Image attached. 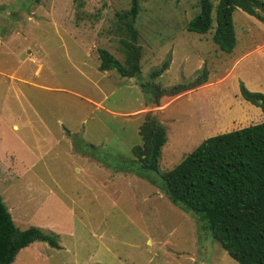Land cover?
<instances>
[{
  "label": "rangeland",
  "instance_id": "rangeland-1",
  "mask_svg": "<svg viewBox=\"0 0 264 264\" xmlns=\"http://www.w3.org/2000/svg\"><path fill=\"white\" fill-rule=\"evenodd\" d=\"M216 1L209 0L212 19ZM197 3L138 0L139 73L122 78L97 70V50L122 63L120 42L129 39L117 15L128 10V0H0V199L6 208L21 195L12 210L15 227L40 226L60 247L32 243L11 264H237L169 202L157 174L146 173L151 185L127 171L146 114L165 128L158 159L164 173L215 132L197 123L201 97L212 112L224 94L228 105L219 107V120L235 124L238 83L255 81L253 65L236 66L238 51L253 50L246 61H264V47L256 49L262 33L238 9L231 15V54L212 43V30L188 33ZM166 60L167 69L151 78ZM202 71L210 85L204 94L190 89L147 99L151 85L168 89ZM14 175L59 182L44 184L46 192H25Z\"/></svg>",
  "mask_w": 264,
  "mask_h": 264
},
{
  "label": "trees",
  "instance_id": "trees-1",
  "mask_svg": "<svg viewBox=\"0 0 264 264\" xmlns=\"http://www.w3.org/2000/svg\"><path fill=\"white\" fill-rule=\"evenodd\" d=\"M128 3V10L117 15L129 39L120 42L124 52L122 63L106 50H97V70L114 71L122 78L139 73L140 48L135 44L134 27L139 4L138 0ZM197 5L198 12L187 22L185 30L199 35L212 30V43L225 54L235 44L231 20L235 9L264 23V0H217L213 19L209 0H198ZM168 63V60L162 62L150 77L166 70ZM206 82V72L202 71L192 81L168 89L151 85L153 97L147 99L173 97ZM237 87L242 101L257 107L264 116V95L248 91L242 82ZM230 128L203 139L174 168L159 173L158 159L166 132L154 116L146 114L137 127L140 141L130 149L133 159L126 161L127 171L151 185L154 183L146 173L157 174L169 202L194 217L198 227L208 232L211 240L234 262L264 264V121L241 128L230 125ZM56 239L55 234L34 226L18 230L0 199V264H11L21 249L35 242L59 249Z\"/></svg>",
  "mask_w": 264,
  "mask_h": 264
},
{
  "label": "crops",
  "instance_id": "crops-1",
  "mask_svg": "<svg viewBox=\"0 0 264 264\" xmlns=\"http://www.w3.org/2000/svg\"><path fill=\"white\" fill-rule=\"evenodd\" d=\"M241 13H242V16L244 18L246 17L245 18L246 20L244 18L243 19L248 23V27L255 25L257 27V29H259L260 32L262 33V40L263 41L261 43H257V45H256V49L260 48V51H261L262 48L264 47V23H260V22L256 21L253 17H250L243 12H241ZM246 31H248V30H246ZM231 53H233V51H231L230 54ZM238 53L240 54V56L237 58H234V59H236L235 60L236 66H240V65L244 66L247 64H249V65L251 64L255 67V68H252L254 71L253 77H254L255 81H253L251 87H250V84L247 81H245L244 79L241 82L243 83V85L245 86V88L248 91L258 92V93H261L264 95V61H261V59L260 60L259 59L258 60L257 59H255V60L251 59V60L246 61L247 58H250L253 55V50L247 51V49L246 50L241 49L238 51ZM238 53H237V55H238ZM260 66H262V67H260ZM252 87L255 89H252ZM209 89H210V85L208 82H206L205 84L198 86L197 88L193 89L191 91L190 95L191 94L201 95V94H204L205 92L209 91ZM251 90H255V91H251ZM236 92L238 95V90ZM202 98L203 97H201V100L198 103H196V104H200V105H198V108H197L198 109V120H199V121H197V123H198L199 127L202 130L205 129L206 127H208V128L213 127V129H215V132L213 134L220 133V132L227 130V129H231L230 125H233V123L226 121L222 125L221 121H223V120H219L220 116L221 117L224 116V113H222L220 111L219 107L221 105H222L221 107H225L228 105L225 103L226 102L225 95L224 94L218 95V100H216V101L219 105L216 107L215 110L213 108L212 112L210 111V107L205 106V102H207L206 99H204V98L202 99ZM233 99H234V97H233ZM234 101H235V99H234ZM236 101H237L236 104L234 106H232L233 112H235V110H237V112L234 115V118H235L234 127L241 128V127L247 126L249 124H257V123H261L264 121V116L260 113V110L257 107H254L250 104L244 103L242 100H236ZM214 116L216 119L214 118ZM13 177H17V176L14 175ZM36 177L35 178H32V177L26 178V180H22L24 178H18L17 177L16 182L17 183L23 182V184H25L24 185L25 186V189H24L25 192H31V190L40 191L42 189H43V192H46L50 189V187H48V186L44 187V184H55V183L59 182L58 180H55L54 178H52V176H48V177L36 176ZM30 179L31 180L34 179L33 182H35L38 185L36 187L30 186V183H31ZM54 188L61 190L60 186H58V185L54 186ZM20 196L21 195H16V198L11 201V203L8 205V207H6V210L10 214V217L12 220H14V218H15L12 210H15L16 205H17L16 199L19 200ZM2 200H3V203L8 202L5 197ZM57 200H59V199H57ZM13 223H14V221H13ZM37 228L41 229L40 226H37ZM41 230H43V229H41ZM32 245L28 246V248L32 247ZM17 254H19V253H17Z\"/></svg>",
  "mask_w": 264,
  "mask_h": 264
}]
</instances>
